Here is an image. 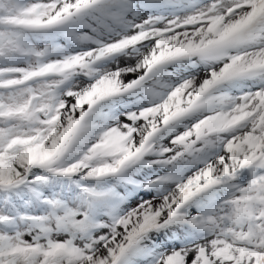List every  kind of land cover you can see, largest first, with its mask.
<instances>
[{
  "label": "snow or ice",
  "instance_id": "1",
  "mask_svg": "<svg viewBox=\"0 0 264 264\" xmlns=\"http://www.w3.org/2000/svg\"><path fill=\"white\" fill-rule=\"evenodd\" d=\"M0 264H264V0H0Z\"/></svg>",
  "mask_w": 264,
  "mask_h": 264
}]
</instances>
